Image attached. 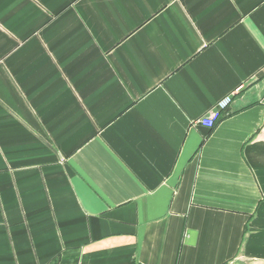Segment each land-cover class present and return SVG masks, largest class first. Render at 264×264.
<instances>
[{
	"label": "crops",
	"instance_id": "0c3cea01",
	"mask_svg": "<svg viewBox=\"0 0 264 264\" xmlns=\"http://www.w3.org/2000/svg\"><path fill=\"white\" fill-rule=\"evenodd\" d=\"M0 264H264V0H0Z\"/></svg>",
	"mask_w": 264,
	"mask_h": 264
},
{
	"label": "built area",
	"instance_id": "2783aa9c",
	"mask_svg": "<svg viewBox=\"0 0 264 264\" xmlns=\"http://www.w3.org/2000/svg\"><path fill=\"white\" fill-rule=\"evenodd\" d=\"M230 102L231 97H225L211 111L201 117L197 122L208 129H213L220 115L227 110Z\"/></svg>",
	"mask_w": 264,
	"mask_h": 264
},
{
	"label": "trees",
	"instance_id": "16d2710c",
	"mask_svg": "<svg viewBox=\"0 0 264 264\" xmlns=\"http://www.w3.org/2000/svg\"><path fill=\"white\" fill-rule=\"evenodd\" d=\"M220 120V119H219Z\"/></svg>",
	"mask_w": 264,
	"mask_h": 264
}]
</instances>
